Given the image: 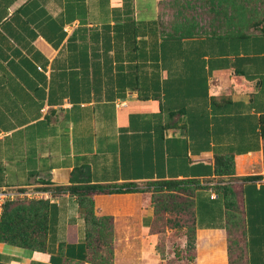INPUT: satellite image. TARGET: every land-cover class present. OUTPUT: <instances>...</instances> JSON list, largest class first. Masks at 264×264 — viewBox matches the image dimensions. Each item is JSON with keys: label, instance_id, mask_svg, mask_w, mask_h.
<instances>
[{"label": "crops", "instance_id": "1", "mask_svg": "<svg viewBox=\"0 0 264 264\" xmlns=\"http://www.w3.org/2000/svg\"><path fill=\"white\" fill-rule=\"evenodd\" d=\"M220 3L228 21L215 34ZM168 15L203 32L167 38ZM262 30L264 0H0V189L48 202L46 251L0 243V264H90L76 198L56 192L74 170L102 186L211 185L224 155L247 178L234 184L247 262L264 264ZM135 194L95 198L96 216L112 217L113 264H167L153 209ZM195 225L193 264H228L223 200L210 189L195 194Z\"/></svg>", "mask_w": 264, "mask_h": 264}, {"label": "trees", "instance_id": "2", "mask_svg": "<svg viewBox=\"0 0 264 264\" xmlns=\"http://www.w3.org/2000/svg\"><path fill=\"white\" fill-rule=\"evenodd\" d=\"M226 11V9H225ZM225 11L220 25L212 29V33L224 31ZM220 17V11H215ZM224 19V20H223ZM187 16L184 20H173L167 38L185 39L195 37L200 32L198 23L194 20L192 28ZM218 23V22H217ZM191 25V24H190ZM263 31V30H262ZM264 32V31H263ZM260 131L264 139V115L260 117ZM264 153V151H263ZM213 172L217 178L209 181L211 185H203L197 180H167L148 182L151 190V207L153 221L150 233L159 237V225L165 214H180L188 216L191 223L183 225L186 229L187 261L193 264L195 251V194L200 189H210L221 196L225 209V231L227 234L228 264H248L246 252V231L240 194L235 189L236 181L247 178L235 177V165L232 155L215 156ZM134 183L116 186L91 184L86 168L74 170L71 173L68 186L56 188L58 193H68L76 198L78 210L83 217L85 226L84 245L85 261L90 264H113V223L109 215L96 216L95 198L99 195L140 193ZM176 228L180 224L174 225ZM48 228V202L44 200H17L7 202L0 216V243L23 248L33 252L46 251ZM161 259L162 251L155 247Z\"/></svg>", "mask_w": 264, "mask_h": 264}, {"label": "rangeland", "instance_id": "3", "mask_svg": "<svg viewBox=\"0 0 264 264\" xmlns=\"http://www.w3.org/2000/svg\"><path fill=\"white\" fill-rule=\"evenodd\" d=\"M197 6V5H196ZM204 6L201 5L200 8H203ZM230 7V4L228 3H220L218 5H215V8L220 11V17H224V11ZM171 6H164L163 16L166 14H169V11H171ZM192 12V11H191ZM189 12L188 14L191 16L193 12ZM198 15L201 17L202 21H204V11L201 14L198 12ZM170 17V22L173 20ZM141 192L136 193L132 198H134L137 201L143 202V204H147L151 207V190L152 187L149 186L148 183H142L137 187ZM191 223V219L188 216L180 215V214H165L162 216V221L159 225L157 233H159V240H158V250L162 251V254L164 256V259H166L167 264H191L189 261H187V254L185 250L186 246V229L183 227V225H187ZM180 224L181 227L176 228L174 225ZM167 249L169 253L167 254ZM158 253V252H157ZM173 254V255H172Z\"/></svg>", "mask_w": 264, "mask_h": 264}, {"label": "built area", "instance_id": "4", "mask_svg": "<svg viewBox=\"0 0 264 264\" xmlns=\"http://www.w3.org/2000/svg\"><path fill=\"white\" fill-rule=\"evenodd\" d=\"M43 195L37 189H0V216L7 202L17 200H40Z\"/></svg>", "mask_w": 264, "mask_h": 264}]
</instances>
